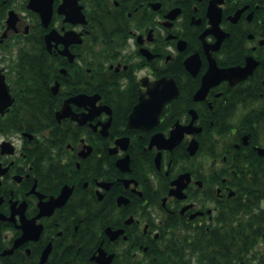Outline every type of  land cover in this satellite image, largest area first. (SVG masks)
Instances as JSON below:
<instances>
[{
    "label": "flooded vegetation",
    "instance_id": "af4514ba",
    "mask_svg": "<svg viewBox=\"0 0 264 264\" xmlns=\"http://www.w3.org/2000/svg\"><path fill=\"white\" fill-rule=\"evenodd\" d=\"M64 2L34 12L58 61L43 121L8 126L28 46H0V264L199 262L193 238L264 185V0Z\"/></svg>",
    "mask_w": 264,
    "mask_h": 264
},
{
    "label": "trees",
    "instance_id": "16d2710c",
    "mask_svg": "<svg viewBox=\"0 0 264 264\" xmlns=\"http://www.w3.org/2000/svg\"><path fill=\"white\" fill-rule=\"evenodd\" d=\"M16 1L26 8L27 0H0V33L5 28L7 12ZM31 14L35 27L28 35L13 34L0 44L1 47L14 45L12 41L15 40L17 45L28 46L20 49L21 53L18 50V57L12 59L17 74V84L13 83L12 87L18 100L9 127L43 121L45 115L52 113V104L56 101L49 91V83L58 61L46 53L43 29L38 16L34 12ZM43 97L49 105L40 109L38 104ZM256 188L261 190L252 193L249 201L235 204L214 234L193 238L189 247L199 260L194 264H264V185Z\"/></svg>",
    "mask_w": 264,
    "mask_h": 264
},
{
    "label": "water",
    "instance_id": "95a60500",
    "mask_svg": "<svg viewBox=\"0 0 264 264\" xmlns=\"http://www.w3.org/2000/svg\"><path fill=\"white\" fill-rule=\"evenodd\" d=\"M54 1L55 0H29L28 2V8L37 12L41 19H42V23L44 26H48L51 22L52 19V15H53V11H54ZM77 3V0H65L64 4L61 6L60 11L67 13L68 17L70 16V12L68 10L69 7H72L74 4ZM64 8V9H63ZM20 20V16L19 14L14 10H10L9 11V15L7 18V29L3 34V37H7L8 35V31L9 30H15L18 31L17 28V24L18 21ZM55 31H51L48 35H47V42L49 45V48L52 47L51 42L53 39H55ZM62 53L69 55V51L68 48H65L64 50H62ZM225 71L223 73L224 77H227V72ZM164 82L167 83V81H161V83L163 84ZM171 85L172 86H177L174 79H171ZM57 87V86H56ZM55 91H57V89H54ZM177 91H178V87H177ZM84 97L87 98V96H76L73 97L71 99H68L65 102V105L63 106V108L58 112V116L60 118L65 117V116H69L71 113V101L73 102H78V103H84ZM90 98V97H88ZM12 97L10 95L6 80H5V75L2 74V71L0 70V111H3L5 108H7L9 105H11L12 103ZM92 102H95L96 99L95 98H91Z\"/></svg>",
    "mask_w": 264,
    "mask_h": 264
},
{
    "label": "rangeland",
    "instance_id": "374dc122",
    "mask_svg": "<svg viewBox=\"0 0 264 264\" xmlns=\"http://www.w3.org/2000/svg\"><path fill=\"white\" fill-rule=\"evenodd\" d=\"M15 5H16L15 8H16V9L18 8L17 10H18L21 14H23V15H26V14H27V12H25V11H21V9H23V7L20 6V2H19V3L17 2ZM28 18L30 19V17H28ZM13 50H14V49H13ZM7 53L10 54L9 51H7Z\"/></svg>",
    "mask_w": 264,
    "mask_h": 264
}]
</instances>
